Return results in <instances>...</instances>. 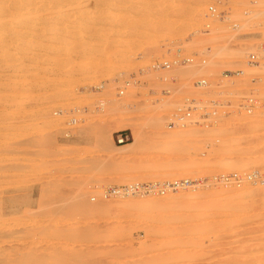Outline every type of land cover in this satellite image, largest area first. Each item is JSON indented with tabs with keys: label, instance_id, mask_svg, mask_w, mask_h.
<instances>
[{
	"label": "rangeland",
	"instance_id": "obj_1",
	"mask_svg": "<svg viewBox=\"0 0 264 264\" xmlns=\"http://www.w3.org/2000/svg\"><path fill=\"white\" fill-rule=\"evenodd\" d=\"M28 1L0 24V264H264V185L212 181L264 174V0ZM187 98L217 115L169 125ZM175 179L208 183L103 196Z\"/></svg>",
	"mask_w": 264,
	"mask_h": 264
},
{
	"label": "built area",
	"instance_id": "obj_2",
	"mask_svg": "<svg viewBox=\"0 0 264 264\" xmlns=\"http://www.w3.org/2000/svg\"><path fill=\"white\" fill-rule=\"evenodd\" d=\"M255 5L258 4L257 1L253 2ZM210 16H220L222 12L218 10L216 6L209 7ZM210 26V25H208ZM239 28V24L234 23L233 29L237 30ZM179 54V53H178ZM260 56L253 52L248 55L247 64H255L259 61ZM189 58H183L182 55H178L174 59L163 60L154 67L159 69H169L174 65H181L185 62H189ZM205 63V61H204ZM245 71H230L225 75V78L232 77V76H241L244 75ZM208 81L206 79H201L197 82V85L206 87L208 85ZM121 95L124 92L120 93ZM253 97L246 96L244 100L245 104L242 106L247 107L246 109H252L251 107L258 103ZM202 102H198L196 99H185V101L179 105L174 115L170 118L169 125L174 127H186L189 123H197L199 121H209L213 116L217 115V111H211L212 108L208 110V107L201 106ZM211 105L214 106H221L223 104L219 103L218 101H211ZM246 110V111H247ZM253 110V109H252ZM133 141V135L128 130H123L117 132L116 134V142L119 145H126ZM212 181L217 184H222L225 187H232V186H242L246 183H251L253 185H264V174L259 171H254L252 173L240 174V173H230L224 175L215 176ZM208 180L199 179L196 181H192L189 179H175L172 181H165V182H149L140 185H129L124 187H111L103 194L104 197H128L133 195H159V196H166L169 193L177 192L180 190H185L189 187H199L202 185H206ZM95 200V198L93 199Z\"/></svg>",
	"mask_w": 264,
	"mask_h": 264
},
{
	"label": "bare ground",
	"instance_id": "obj_3",
	"mask_svg": "<svg viewBox=\"0 0 264 264\" xmlns=\"http://www.w3.org/2000/svg\"><path fill=\"white\" fill-rule=\"evenodd\" d=\"M30 1V0H29ZM28 1V2H29ZM53 1V0H52ZM60 1V0H59ZM27 2V0H0V24L2 25V26H4L5 27V29H4V31L6 30V31H8V28L10 27V25L11 24H13V22H16V24H21V23H24V20H23V18H21V17H15L14 18V16H12V15H14V14H12V13H14L13 11L11 12V10L12 9H10V7H12V6H20V7H22L23 5H25L24 3H26ZM37 2V1H36ZM56 2V1H55ZM61 2V1H60ZM87 2V1H86ZM89 2V1H88ZM104 2V1H103ZM31 3H34V2H31ZM29 3H27V5H28ZM35 4V3H34ZM38 4V3H37ZM84 4H86V3H84ZM83 4V5H84ZM71 5V4H70ZM82 5V4H81ZM32 6H34V5H32ZM89 6H90V4H89ZM25 7H27V6H25ZM37 7V6H36ZM59 7V6H58ZM92 7V6H91ZM90 7V8H91ZM24 8V7H23ZM28 8V7H27ZM30 8V7H29ZM96 8V7H95ZM18 9V8H17ZM31 9V8H30ZM24 10V9H23ZM16 11H18V10H16ZM32 11V10H31ZM20 12V11H19ZM26 12H28V11H26ZM24 13V12H23ZM30 13H32V12H30ZM19 14V13H18ZM27 14V13H26ZM34 15H35V13H33ZM28 15V14H27ZM34 15H32V16H34ZM21 16V15H20ZM27 17V16H26ZM26 17H24V18H26ZM35 17V16H34ZM37 17V16H36ZM29 19H31V17L29 18ZM28 19V20H29ZM27 20V19H26ZM32 20V19H31ZM30 21V20H29ZM15 24V25H16ZM1 26V27H2ZM17 26V25H16ZM20 26V25H19ZM22 26V25H21ZM10 28H12V27H10ZM23 28H25V27H23ZM23 28H21V29H23ZM24 30V29H23ZM6 34V33H5ZM1 39V38H0ZM7 49V48H6ZM6 51V50H5ZM1 53V52H0ZM6 52H4V54H5ZM3 54V55H4ZM2 55V54H1ZM6 57V59L9 57V55H8V57L7 56H5ZM2 61V60H1ZM5 64V63H4ZM248 72L246 71V74H247ZM246 78V77H245ZM248 78V77H247ZM259 86H257L256 88H258V89H256V90H259L262 86H261V84H262V82L261 83H257ZM249 97H253V96H249ZM251 113H252V109L251 110H249ZM177 136L175 135L173 138H171L170 139V141L172 142V143H177ZM170 142V143H171ZM133 145V143H130V144H127L126 146H127V148H129V147H131ZM134 185H139L140 183L137 181V182H135V183H133ZM178 192V191H177ZM152 202H154L153 203V205L155 204V201H152ZM157 202V201H156ZM158 203V202H157ZM19 256V255H18ZM16 261V260H15ZM14 262V261H13Z\"/></svg>",
	"mask_w": 264,
	"mask_h": 264
}]
</instances>
